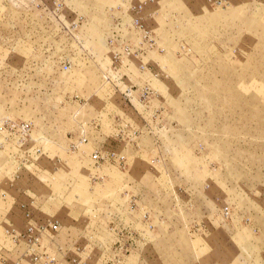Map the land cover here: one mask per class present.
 <instances>
[{"label":"rangeland","instance_id":"1","mask_svg":"<svg viewBox=\"0 0 264 264\" xmlns=\"http://www.w3.org/2000/svg\"><path fill=\"white\" fill-rule=\"evenodd\" d=\"M0 264H264V0H0Z\"/></svg>","mask_w":264,"mask_h":264}]
</instances>
